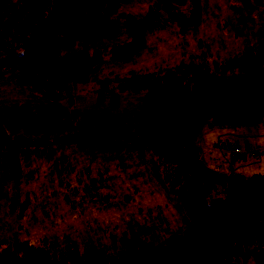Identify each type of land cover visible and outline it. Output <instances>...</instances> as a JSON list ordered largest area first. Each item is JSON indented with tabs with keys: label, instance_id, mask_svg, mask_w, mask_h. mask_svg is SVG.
I'll return each instance as SVG.
<instances>
[{
	"label": "rangeland",
	"instance_id": "obj_1",
	"mask_svg": "<svg viewBox=\"0 0 264 264\" xmlns=\"http://www.w3.org/2000/svg\"><path fill=\"white\" fill-rule=\"evenodd\" d=\"M156 1L130 0L121 11L141 21ZM201 2L197 30L181 34L177 24L167 22L161 30L148 33L131 58L113 61L106 56L101 71L90 81L73 84L70 97L51 100L34 94L19 69L5 64L8 54H23L38 36L52 0H0V124L7 135L33 142L73 137L83 128L109 135L90 145L19 149L16 164L0 152L2 244L43 248L54 264H77L91 250L116 262L135 252H157L190 227L163 177L159 157L123 137L143 125L148 91L116 92L115 87L130 73H158L181 64L188 67L182 81L190 87L191 73L197 68L228 79L240 74L228 72L225 65L251 52L257 55L258 73L264 74V0ZM175 9L188 15L190 5L185 2ZM119 31L118 44L130 43L124 25ZM99 79L107 80L108 90L101 93L104 99L99 98ZM112 94L119 97L117 103H112ZM246 144L254 155L235 152L233 161L231 149L238 146L244 151ZM193 147L211 174L262 175L264 116L250 121L208 118L196 131ZM173 168L169 163L166 170ZM228 196L226 185L217 183L207 203H221ZM245 249L234 264H264V244Z\"/></svg>",
	"mask_w": 264,
	"mask_h": 264
},
{
	"label": "trees",
	"instance_id": "obj_2",
	"mask_svg": "<svg viewBox=\"0 0 264 264\" xmlns=\"http://www.w3.org/2000/svg\"><path fill=\"white\" fill-rule=\"evenodd\" d=\"M129 2L52 0V9L38 36L23 54H8L5 67H17L36 95L51 100L70 97L73 84L90 81L101 71L106 56L113 61L128 60L145 43L148 33L161 30L167 22L177 24L181 34L197 30L202 22L201 0H157L141 21L121 11ZM185 2L190 5L188 15L175 9ZM121 24L130 37L126 45L118 44ZM257 59L251 52L229 61L225 69L240 75L228 79L197 68L191 73L192 87L182 81L188 70L183 64L158 73H130L117 78L116 92L148 91L143 125L123 137L132 140L137 149L148 147L159 157L168 188L191 225L157 252H135L111 262L91 250L82 254L77 264H234L237 257L243 256L245 247L264 244V174L250 178L211 174L193 147L196 131L208 118L222 122L264 116V74L257 71ZM98 81L99 98L104 99L101 93L108 90L107 80ZM110 99L117 103L119 97L112 94ZM102 135L105 134L83 128L73 137L33 142L10 137L0 124V152L7 153L16 164L19 149L90 145ZM237 154L232 155L231 149L233 161ZM169 163L174 166L172 170H166ZM217 183L226 185L229 196L221 203L208 204V195ZM0 264L54 262L43 248L0 242Z\"/></svg>",
	"mask_w": 264,
	"mask_h": 264
},
{
	"label": "crops",
	"instance_id": "obj_3",
	"mask_svg": "<svg viewBox=\"0 0 264 264\" xmlns=\"http://www.w3.org/2000/svg\"><path fill=\"white\" fill-rule=\"evenodd\" d=\"M243 149H244V148H243ZM243 152H244L245 154H243ZM252 154H253V150H252V148H251L250 145L246 144V145H245V150H244V151L240 148L239 156H242V155H249V156H252ZM253 155H254V154H253ZM244 158H245V157H244Z\"/></svg>",
	"mask_w": 264,
	"mask_h": 264
},
{
	"label": "built area",
	"instance_id": "obj_4",
	"mask_svg": "<svg viewBox=\"0 0 264 264\" xmlns=\"http://www.w3.org/2000/svg\"><path fill=\"white\" fill-rule=\"evenodd\" d=\"M238 151H239V148H238V147L233 148V149H232V155H234L235 152H238Z\"/></svg>",
	"mask_w": 264,
	"mask_h": 264
},
{
	"label": "water",
	"instance_id": "obj_5",
	"mask_svg": "<svg viewBox=\"0 0 264 264\" xmlns=\"http://www.w3.org/2000/svg\"><path fill=\"white\" fill-rule=\"evenodd\" d=\"M223 178L225 177V176H223V175H221Z\"/></svg>",
	"mask_w": 264,
	"mask_h": 264
}]
</instances>
